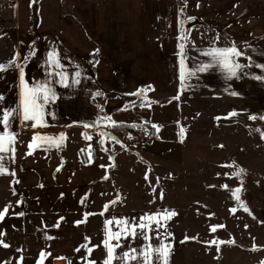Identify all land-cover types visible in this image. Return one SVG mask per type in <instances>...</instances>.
Wrapping results in <instances>:
<instances>
[{
	"label": "crops",
	"instance_id": "crops-1",
	"mask_svg": "<svg viewBox=\"0 0 264 264\" xmlns=\"http://www.w3.org/2000/svg\"><path fill=\"white\" fill-rule=\"evenodd\" d=\"M7 1L11 10L7 24L0 26V63L15 60L19 65L34 53L25 65L31 84L45 79L48 69L42 71L40 66L55 48L69 76L81 73L78 85H53L58 98L46 109L51 115H45L44 126L34 129L31 121L19 119L13 123L17 135L13 150L5 154L0 184L11 186L21 203L38 210L82 205L84 195L105 172L99 137L114 142L113 133L122 131L113 122L115 126L156 125L159 130L177 122L184 89L179 79L182 44L191 58L186 60L190 69L210 62L203 55L209 48L230 47L218 39L224 33H229L238 50L242 43L248 45L245 55L252 64H264V8H258L256 1L249 0V8L242 0H36L35 7L32 0ZM178 2L184 7L181 14ZM189 18H196L200 23L194 25L204 32L215 28L217 42H197L201 34L193 30L194 25L182 32L179 24ZM261 72L259 67L242 70L233 79L235 95L242 96L249 82V97L264 106V80L253 78ZM225 77L218 68L198 73L185 85L187 96L199 97L207 83L217 88L219 80L225 84ZM141 89L147 90V101L133 95ZM97 91L102 95L95 104ZM0 94L5 109L19 103V67L0 74ZM140 103L147 106L124 108ZM106 116L113 121L103 119ZM37 133L50 137L63 133L64 143L59 148H34L29 154L28 145Z\"/></svg>",
	"mask_w": 264,
	"mask_h": 264
},
{
	"label": "rangeland",
	"instance_id": "rangeland-1",
	"mask_svg": "<svg viewBox=\"0 0 264 264\" xmlns=\"http://www.w3.org/2000/svg\"><path fill=\"white\" fill-rule=\"evenodd\" d=\"M251 1L264 8V0ZM249 3L242 0L246 8ZM35 4L32 0V7ZM183 8L179 3L180 14ZM10 10L7 0L0 1V26L7 24ZM189 27L179 24L182 32ZM192 28L201 34L197 42H217L215 28L207 32L199 25ZM223 36L218 39L236 46L229 33ZM248 48L242 43L239 50L245 54ZM240 62L248 63L243 56ZM224 80L225 84L219 80L217 88L207 83L199 97L187 96L184 86L177 122L153 132L150 146L127 149L122 131L113 133L114 142L99 137L105 172L79 208L38 210L21 203L11 186L0 184V212L5 213L0 218V264H104L106 220L127 218L138 223L142 215L165 209L176 213L166 222L171 235L164 243L172 246L168 264H264V106L249 97V82L242 96H237L232 94L233 80ZM134 107L139 106H124ZM233 112L237 115L230 116ZM241 168L244 172L235 176ZM237 187L241 189L239 201L232 196ZM234 207L237 211L232 213ZM213 226H217L215 232ZM109 227L119 230L114 224ZM149 236L148 241L131 236L122 239L114 256L130 252L138 259H114L112 264H145L144 252L149 253L151 264H162L153 251L161 241L155 232ZM213 240L217 243L211 244Z\"/></svg>",
	"mask_w": 264,
	"mask_h": 264
},
{
	"label": "snow or ice",
	"instance_id": "snow-or-ice-1",
	"mask_svg": "<svg viewBox=\"0 0 264 264\" xmlns=\"http://www.w3.org/2000/svg\"><path fill=\"white\" fill-rule=\"evenodd\" d=\"M33 2H35V0H33ZM32 55H34V53H30L25 56L24 62L19 65L16 64L15 60L8 62L7 65L0 63V74L9 69L19 67V103L5 109L2 105L4 97L0 94V126H3L4 129L3 132H0V173L5 171V154L13 150L11 146L14 143L15 136L17 135L12 132L14 121L17 119H19L22 123L31 121V127L34 129L44 126L45 115H51L50 110L46 112V109H50L51 105L54 104L58 98L53 85L56 84L64 88H70L80 83L81 73L79 71H74V73L69 76L66 69L61 64L60 54L55 48H53L47 52L46 59L44 60L43 65L40 66L42 71L45 67L48 69L47 72L44 73L45 79L33 81L29 84L26 80L25 65L29 62ZM203 55L210 57V62L203 63L198 68L190 69L186 66V60H190L191 58L186 56L184 45H181L179 79L182 88L188 83V81L195 78L198 73H206L214 68H218L221 72H223L228 80H233L240 77L244 67H259L262 70L261 75H256L253 78L256 80H264V64H252L251 58L240 52L234 45L227 48L211 47L204 52ZM242 56L248 61L247 64H242L240 62ZM146 91V89H141L133 95L141 97L147 101L145 96ZM232 94L235 95L236 93ZM101 95L102 93L99 91L94 94L95 97H99ZM146 106L147 103H140L139 105L141 108ZM229 115L235 116L237 113L233 112ZM103 119L111 120V117L106 116L103 117ZM250 119H255V117H250ZM261 119H264V117H261ZM116 123L117 122H113V126H115ZM88 126L89 125H85V127ZM133 127H135V125H133ZM152 128L157 132L159 131L156 125H152ZM180 131L183 133L184 129L182 128ZM102 135L108 136L109 133L104 132ZM261 138L264 139V135H262ZM64 139L63 133H61L59 137L44 136L39 133L34 134L32 142L28 145V148L30 149L29 154H32L31 150H34V148H43L45 145L47 146V149H51L53 147L59 148L63 145ZM85 139L90 140L91 137L86 135ZM113 139L115 138L113 137ZM101 143H103V141H101ZM243 172L244 170L241 168L236 171L234 175L240 176ZM104 179H107V177ZM145 179H148L147 175L145 176ZM223 187H227V185H224ZM240 191L241 189L237 187L232 192V196L237 201L240 200ZM113 203H115V201H113ZM241 206L243 207V205ZM105 210H107V205H105ZM243 210L245 212L249 211L246 207H244ZM230 211L235 213L237 209L234 207L230 209ZM4 214L5 213L0 212V218H2ZM175 214L176 213L174 211H168L165 209L153 214L142 215L139 218L138 223L135 219L130 222L127 218H113L106 220V232L103 245L107 249V259L104 261V264H112L114 259L123 260L127 258L128 260H137L138 257L132 255L130 252H124L122 257L114 256V252L116 249L122 247V239H127L131 236L134 239L142 237L145 241H148L150 239V232H155V238L161 241V246L153 249V251L158 254L157 260L162 261V264H168V249L172 246L165 245L164 243V241H166L171 235V233L167 232L166 222L169 221ZM113 224L119 229L118 231L111 230L109 226ZM219 227H223V225ZM161 229L164 231L162 232ZM216 230L217 226H213L211 228L212 232H215ZM112 241H115L116 243L112 244ZM216 243L217 242L215 240L211 242V244ZM220 243L225 242L221 241ZM5 247H7V245H5ZM83 247L84 246L82 245L81 248ZM81 248L76 249V251H80ZM86 251L91 252V249H87ZM41 256H44L43 252L41 253ZM143 256L145 264H151L148 260L149 253L144 252Z\"/></svg>",
	"mask_w": 264,
	"mask_h": 264
},
{
	"label": "built area",
	"instance_id": "built-area-1",
	"mask_svg": "<svg viewBox=\"0 0 264 264\" xmlns=\"http://www.w3.org/2000/svg\"><path fill=\"white\" fill-rule=\"evenodd\" d=\"M6 2V0H0ZM135 125V127H133ZM123 131L125 142L132 148L143 149L153 144V136L150 128L144 124L136 123Z\"/></svg>",
	"mask_w": 264,
	"mask_h": 264
},
{
	"label": "water",
	"instance_id": "water-1",
	"mask_svg": "<svg viewBox=\"0 0 264 264\" xmlns=\"http://www.w3.org/2000/svg\"><path fill=\"white\" fill-rule=\"evenodd\" d=\"M198 23H200L196 18H189L188 20H186L185 22H184V25L186 26V27H189V26H191V25H194V24H198ZM109 158H110V160H111V162L113 161V155L112 154H110L109 155Z\"/></svg>",
	"mask_w": 264,
	"mask_h": 264
},
{
	"label": "trees",
	"instance_id": "trees-1",
	"mask_svg": "<svg viewBox=\"0 0 264 264\" xmlns=\"http://www.w3.org/2000/svg\"><path fill=\"white\" fill-rule=\"evenodd\" d=\"M115 128H121V130L122 131H126L127 129H129L130 127H131V125H116V126H114ZM149 127V126H148ZM149 128H151V127H149ZM152 129V128H151ZM152 133H153V131H152ZM133 150H138V149H136V148H133Z\"/></svg>",
	"mask_w": 264,
	"mask_h": 264
},
{
	"label": "bare ground",
	"instance_id": "bare-ground-1",
	"mask_svg": "<svg viewBox=\"0 0 264 264\" xmlns=\"http://www.w3.org/2000/svg\"><path fill=\"white\" fill-rule=\"evenodd\" d=\"M60 262H61V261H60ZM60 262H59V263H60ZM61 264H62V262H61Z\"/></svg>",
	"mask_w": 264,
	"mask_h": 264
}]
</instances>
